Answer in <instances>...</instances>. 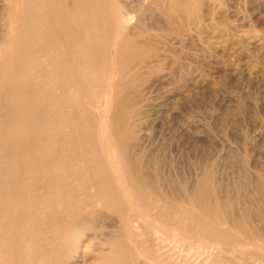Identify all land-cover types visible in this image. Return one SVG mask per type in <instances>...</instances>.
I'll return each mask as SVG.
<instances>
[{
    "label": "bare ground",
    "instance_id": "6f19581e",
    "mask_svg": "<svg viewBox=\"0 0 264 264\" xmlns=\"http://www.w3.org/2000/svg\"><path fill=\"white\" fill-rule=\"evenodd\" d=\"M214 1L5 0L2 2V7L6 5L10 10L7 17L10 31L3 40L0 39L4 44L0 53V264H81L82 262L85 264L89 251L95 252L92 259L94 262L96 259V264H146L147 255H154L160 263L166 264H208L209 260V263L213 264L217 259L218 262L220 261L216 257L217 250L215 252L213 248L221 250L219 240H223L225 244L228 240L233 241V232L230 233L232 235L230 237L225 230L228 224L241 221V216L245 219L243 215L246 216L248 212L242 215L243 202L239 205L238 199V203L231 206L233 203L230 202L231 207H228L226 198L223 199L227 194L226 191L223 197L220 195L216 197L220 189L216 190L217 195L214 194L215 190L212 187L213 183L212 185L210 183V175L207 176L208 172L206 176L202 174L203 181L198 183L200 188L197 187L198 189L193 191L189 190L188 186L187 193L182 192L185 195L181 198H184V203L180 199L179 204L182 205L176 207L177 204L172 205L161 198L159 185L146 178L144 165L141 163V166L138 162L142 155L138 156L137 161L134 157L137 153H133L132 149L136 148L133 147L137 145L136 141L140 139V143L144 137L141 132H136L140 127L137 123L141 120L142 113L139 116L138 112L131 111L129 106L132 104L131 106L135 105V110L139 109L137 102L141 103L144 98L139 97L140 101L135 98L133 100L132 97L135 95H125L124 89L121 91L119 89L121 85L123 86L125 75L134 70V65L143 66L152 56H154L153 62L154 59L163 57V55L157 57L158 46L162 43L169 46L166 42L172 41L170 49L165 47L170 52L174 41L184 46L186 42L190 44L193 38L198 39L201 28L206 22L208 23L207 20L212 19L209 14L214 12V7L217 9ZM221 5L218 7L220 10ZM235 5L240 9L237 3ZM224 8H226L225 4ZM237 9L234 11L237 12ZM234 11L231 14L235 13ZM235 14L230 17H235ZM242 18L239 20L241 21ZM210 22L209 25L213 21ZM232 22L236 24V21L232 20ZM152 24L154 26L156 24L158 26L156 29H160V32L150 31ZM214 24L211 26L214 27ZM223 27L225 29V26ZM234 28L238 29V27ZM217 31L219 32V29ZM215 33L213 39L220 40L222 35ZM236 39H239L238 36ZM165 53L167 52H164V55ZM164 60L163 58L160 63ZM152 63L148 65L152 66ZM154 65H157L156 62L153 63ZM159 70L162 71L160 68ZM153 71L155 70H152V76ZM141 73L146 72L140 71L138 74L142 75ZM149 74H145L146 77H151ZM131 75L133 77V74ZM162 76L164 78L166 75ZM129 77V81L125 82H133ZM135 82L133 83L136 84ZM127 87L125 89H128ZM130 88L132 87L129 86ZM130 92L136 91L130 89ZM127 96L132 100L130 104L128 101L130 98L128 99ZM117 97L120 98L118 101ZM99 103L101 107L97 109ZM147 109L149 111L148 107ZM142 124H145V121ZM123 130H128L127 136L122 134ZM145 143L143 146L147 145ZM137 148L139 149L138 145ZM140 152L143 154L142 151ZM156 158L153 159L155 162ZM156 163L153 164L155 168ZM250 166L252 168L254 165L250 163ZM251 168L248 170L249 173L251 172V175L248 173L251 176L250 187L252 184L254 189L251 192L264 193V172H261L262 175L258 167V170ZM144 169L147 170L145 166ZM152 177L155 179L157 176ZM152 177L150 179L153 180ZM238 180L237 184L240 183V179ZM155 185L158 186L159 192L156 191ZM165 193L164 191L162 197ZM262 193L260 197H263ZM253 194L251 193V196ZM234 196L237 194L231 197L236 200ZM216 198L220 201H216ZM231 198L228 200H232ZM219 206L220 210L217 209ZM106 207L109 209L106 210ZM256 207L254 212H259L260 202L259 211L255 209ZM110 209L116 217L113 218L112 214L107 212ZM252 209L251 207L250 214L253 213ZM262 210L261 214L254 213L255 217L264 215ZM80 212H83V215L79 217ZM202 214L214 219L218 224H227V228L224 230L225 227L216 226L210 220L208 222ZM133 216L134 219L131 218ZM261 217L259 220L264 218ZM242 223L244 222L241 221ZM239 225L235 226L239 227ZM257 225L255 224V227ZM244 227H246L245 223ZM255 227L253 226L252 232L259 237L264 227ZM250 228L252 230V226ZM186 231L194 236L188 235ZM83 237L90 244L89 242L83 244ZM204 237L213 241L205 242ZM175 242L186 246L185 251H182L183 254L175 251L174 253L177 254L173 255L172 250H169L172 246L179 247ZM184 242L192 245H186ZM230 244L234 245V243ZM163 247H167V250H163ZM232 247L233 250L236 249ZM179 249L181 250L180 247ZM226 249L227 247L223 248L225 251ZM247 249L249 250V247ZM233 250L231 249V252ZM248 250L249 253L254 252ZM231 252H225L227 258L236 257L235 252L232 253L234 256L229 257ZM241 252L244 253L243 250ZM262 255L260 254L261 259ZM237 257L235 259H238ZM251 258L253 257L249 259ZM252 260L251 263H254ZM243 263L247 264L245 261Z\"/></svg>",
    "mask_w": 264,
    "mask_h": 264
},
{
    "label": "rangeland",
    "instance_id": "374dc122",
    "mask_svg": "<svg viewBox=\"0 0 264 264\" xmlns=\"http://www.w3.org/2000/svg\"><path fill=\"white\" fill-rule=\"evenodd\" d=\"M4 1L5 0H0V6H1L0 7V12H1L0 13V39L1 40H3L10 31V24H9L10 22H8L9 18H7L9 17L10 10H8L6 5L4 8L2 7L3 5L2 2ZM218 1H220V3H222L223 5L218 3ZM234 1L235 0H224V1L215 0L214 4L215 5L217 4V9L216 7H214L213 9L214 12L212 11L209 14V17L212 19L207 20L208 23H211L210 21H213L212 24L215 23L214 27L211 26L212 24L209 25L206 22L205 24L207 26L204 25L203 26L204 28L203 27H202L203 29L201 28V31L199 34L200 37L198 39L193 38L189 42L190 44L186 42L184 43V46H181V44H177L179 42L174 41L172 48H171L172 50H170V52L168 50L171 47L170 44H172V41L171 43L166 42L167 44H169V46L168 45L166 46V44L164 45L162 43L164 47L161 50L160 48L162 47V45L158 46L157 51L159 52L157 53H159V55H157V57L161 55H163V57L161 56L159 57L161 59H159L155 56V58H157L160 61L157 63L158 60L154 59V62H153L152 57L154 56H152V57H149V59L151 58L150 59L151 61L147 59V61L144 62L143 66L138 65L139 67L140 66L142 67L139 68L136 65H134L133 67L134 70L132 69L131 73L125 75L123 86L121 85L119 89L120 91L124 89L123 93H126L125 95L127 94L129 96L131 94L135 95V97L133 95H132L133 97L131 96L132 99L135 98V100L140 101L138 99L139 97L140 99L144 98L142 99L143 101L141 100L142 104L140 102H137L138 103L137 108H139L141 110L140 111L139 109L135 110L136 108L135 105L131 106L132 105L130 104L131 98L127 96V98L128 97L130 98V99L128 98L129 100L128 99L127 100L129 101V104H130L129 107L131 111L136 112V113L138 112L139 116L142 113L141 117L144 116L145 113H146L145 116H147L146 118L145 116L142 117L143 119L140 117L141 120L137 123V126L138 127L140 126L143 129L142 130L139 127L140 131H139V128H138V131L136 130L137 133L139 132L142 133V136L144 138L141 139V142L143 144L141 142L139 143V140H140L139 139L136 141L137 142L136 144L138 145L139 149L137 148V145L133 146L136 148H132V149L134 151L133 153H137V154H134V157L137 161L139 160V157H140L139 155H142L140 158L141 160H139L138 162L140 164L142 163L146 167L147 170H145L143 166V170L147 172V173H144L145 175L147 174L146 178L148 180L153 181L154 183L156 182L157 185H159L160 190L158 189L157 185H155L156 186L155 188H157V190L156 189L155 190L156 191L159 190L161 193H159L160 195L156 191L155 193L161 196V198L168 201V203H172V205L177 204L176 205L177 207L179 205H182V204H179L181 203V200L184 203L183 201L184 198L183 199L181 198L185 197V195H183L182 192L184 193L186 191L185 193H187L188 186L191 188V189L189 188V190H193V191L194 189L200 188L198 187L199 185L198 183H200V181H203L201 176H203L202 174L206 176V173L208 172L207 176L210 175L209 178L211 179L209 180H210L211 185L213 183L212 185L213 189L215 191L220 189V192H218V195H217V191L216 192L214 191V194L217 195L216 197H218L219 195L223 197L226 191V193L229 196L226 194V196L223 197V199L226 198L227 200L226 202H228L226 205L228 207L234 206L235 205L234 203H238V199H239V205L242 204L243 202L242 205L244 206L242 209L243 211H241L242 215L248 212L246 213L248 216L243 215L245 219L242 218V216L240 217L241 221L245 223L246 227H244V223L241 224V221L238 220V221H235L234 223L235 225L238 226L240 222L239 227L235 226L234 223H232V224H228L229 229L227 228V224L226 225L218 224L216 221L214 222V219L212 220V218H210L209 216L202 214V216H204V219H206L207 221L210 220L211 223H213L214 225L219 226V227L221 226V228L225 227L224 230L227 228L228 230L227 229L225 230V232L226 231L228 232L227 235H230L231 232L233 233L235 232L234 234L232 233L233 236L230 235V237L232 236V239L234 242L233 241L230 242L229 240L228 241L224 240L225 242L227 241L225 244L223 243V240H219L220 241L219 243L221 245V250L220 248L218 249L213 248V249L215 252L217 250V253L220 256L222 254H224L222 256H226L225 254H227L229 251L231 252V249L233 250L232 246H234V249L236 247L237 250L235 249L236 252L235 250H233L231 253H229V257L234 256V254L236 257L240 255V257L238 256L237 257L238 259H235L236 257L235 258L230 257V258H233V260L232 259L230 260V258H227L228 255L226 257L221 258L222 256L220 257L216 253V257L219 258L220 261L218 262V259H217V261L214 263L215 264H223V263L232 264L231 262H233V264H236V263L242 264V262L244 261L247 263L250 260L249 258L253 257L254 259L251 258V260L253 259L252 261H254V263L252 262L253 264H260V262L261 264H263L264 255L262 254L264 253L263 252L264 249L262 248L264 247L262 246H264V242H262V240L264 241V237H263L264 231L262 230L263 233L262 231L259 233V237L261 238H259L257 234L255 235L254 234L255 232L253 233L252 231H253V226L255 227V224H258L257 225L258 227L259 226L261 228L264 227V221H263L264 218L262 220H259L260 218H262L261 216L264 217V215L263 214L261 216L256 215L255 217V214L260 213L262 209L264 210V202H262L264 201L263 199L264 193H262V191H257V193L259 194L258 195L255 191L251 192V190L253 189L252 187L253 185L251 184V187H250L251 180L249 181V179L251 176L248 175L249 173L248 170L249 168H251L250 166V163H251V165H254V166L256 164V167L252 166L251 170H255L258 167L260 173L264 172L263 170L264 169V0H254V1L253 0H249V1L248 0H243V1L237 0L235 1V3L238 4L237 6L240 9H237ZM224 4L226 5V8H224ZM240 4H242V6ZM220 5L222 6L221 10L220 8H218L220 7ZM257 5H258V8H257ZM228 6H230V8ZM253 6L255 7L253 8ZM244 8L245 10L243 11ZM235 9H237V12H235L236 11ZM221 11H224L225 13ZM233 11L236 14L233 13L235 14L234 15L235 17L232 16L233 18H231L230 16L233 15L231 14ZM228 12H230L229 15H228ZM220 13L224 17L220 16L221 15ZM226 15H228V17H226ZM229 17L231 21L232 20L236 21V24H233V22L231 23V21H228L230 20ZM241 17H243L241 19L242 22L239 20V18ZM236 19L240 21L239 24ZM217 20L219 21L221 20L222 23L221 22L220 23L223 25H221L219 21ZM240 24L241 25L243 24V26H240ZM8 26H9V29H8ZM219 26L220 28H223V30L218 28L220 33L217 31L218 30L217 27ZM223 26H225L226 30L224 29ZM153 27L150 29V31L160 32V29L159 30L156 29V27L158 28L156 24L155 26L153 25ZM212 27L214 28L215 31L212 29ZM234 27H238V29ZM242 27L243 29H241ZM202 31H204L203 34H201ZM215 32H217V34L222 35L221 37L222 40L213 39L214 35H216ZM228 32L230 36L228 35ZM232 33H234L235 35L234 36L231 35ZM236 35L238 36L239 39H236L237 38ZM232 36L235 38V40ZM158 44H161V43H158ZM232 44L235 46H233ZM2 46H4V44H2V41H0V53L2 50L1 48ZM165 47L169 49H166ZM138 48L139 47H137V49ZM164 52H167L165 53L166 55H164ZM168 54H170L171 56ZM167 55L170 58H168ZM163 58L165 59L164 60L165 62L162 61V63H160L161 60H163ZM152 62L154 64L156 62L157 65L153 66ZM106 63L108 64L109 61L107 60ZM146 63H147L148 68L147 66H145ZM151 63H152V66H149L148 64L151 65ZM158 65L161 66V67L159 66V68L162 71L159 70V68L157 67ZM155 66H156V69H155ZM162 67H165V68H162ZM147 69H150L151 71ZM152 70H155V72L153 71V76L151 74ZM140 71H143L146 73H141L142 75H139ZM156 71L158 72V74ZM136 72H137V75L141 77V79H139L140 77L139 78L137 77ZM248 72L250 73L248 74ZM147 73L148 74L150 73L149 75H151V77L149 76L146 77L145 74ZM131 74H133V77L134 75L136 76L133 78ZM162 75H166V76L163 78ZM128 77L131 79V81L133 82L136 81L140 85H138L136 82H135L136 84H134L131 81H130L131 83L125 82V81H129ZM145 79H146V83H145ZM157 79L159 80L161 79V81L158 80L157 82ZM153 81H156V83L154 82L155 83L154 84ZM159 82L161 84L158 85ZM128 85L132 87L130 88L132 89V91H134L135 89L136 91L135 93L137 95L133 92H130ZM131 85H134V86H131ZM125 87H127L128 89H125ZM138 93L140 94L139 96H138ZM119 97L116 98L117 101L120 99ZM131 103H134V102H131ZM144 103H146L147 106L145 104V107H144ZM100 107H101V104L99 103L97 105V109H100ZM131 107H133V109ZM147 107L149 108V111ZM160 107H161V110H160ZM144 108H146L147 111L144 110ZM157 108L159 109L157 110ZM144 121H145V124H142V122L144 123ZM128 133H129L128 130H123L122 134H124V136H127ZM147 137L151 139L149 140ZM146 139L148 141H146ZM149 141L154 142V144L152 142L149 143ZM144 143L147 145L148 144L150 145L143 146ZM142 146L143 148L141 149ZM146 146L149 147L150 149H147ZM143 150H146V151H143ZM140 151H142L143 154H141ZM144 152H146L147 156ZM153 155H155V157ZM155 158L157 159L156 161L157 163L155 162V160H153ZM153 161L157 165V166L155 165L156 168L153 165L155 164ZM250 161H252L253 163ZM249 174L251 175V172ZM261 174L263 175V173ZM148 176L150 177L157 176V177L155 179L152 177L153 178L152 180ZM238 179H240V183L237 184V181H239ZM241 181L243 182L242 185H241ZM239 184L241 185V187L243 186V188L239 187L240 186ZM190 185H193V186H190ZM237 186L238 188H240V190L237 188ZM164 191L166 193H165V196L163 195L164 197H162V194L164 193ZM251 193H254L253 194L254 197L251 196ZM261 193L263 197H260ZM234 194L235 195L237 194V196H234L237 198L236 200L235 198L234 199L231 198ZM229 197L232 200H228L230 199ZM252 199H255V200H252ZM259 199L262 201H260ZM217 200L218 202L220 201L219 199L216 198V201ZM258 200L260 202L261 209L259 208ZM230 202L231 204L233 203V205L230 206ZM253 205H255L254 207L257 206L255 208L257 211H259V209L260 211L254 212ZM251 207L253 208L252 209L253 213H251L252 215L249 213ZM107 209L109 208L106 207V210ZM217 209L220 210V206ZM263 210H262V213H264ZM107 212L110 215L112 214L111 215L112 217L116 215L111 209L108 210ZM82 215H83V212H80L78 214L79 217ZM253 216L255 218H253ZM258 216L259 218H257ZM246 217H247V220H246ZM248 217L249 218L252 217V219L250 218V220H248L249 219ZM131 218L134 219V216ZM256 220H259V221H256ZM251 221H254V222H251ZM248 224H251V225H248ZM241 225L244 227V229L241 228L242 227ZM251 226H252V230L250 228ZM233 227L234 228L236 227L238 229L236 230ZM246 228L247 230H245ZM242 231H244L245 233ZM186 233L190 236L191 235L194 236L193 234H190L188 231H186ZM235 234L237 235L235 236ZM248 235H250V237ZM252 236H253V239H252ZM234 238H236V240ZM204 239H205L204 240L205 242L206 240L207 241L209 240L210 242L213 241V239L211 240L208 237H204ZM259 241L262 242V244ZM88 242L89 241H86L85 238L84 240L82 239L83 244H88ZM229 242L234 243V245L230 244ZM184 243L189 246L192 245L189 242L187 243L184 242ZM175 244H178V243L175 242ZM178 245L181 248V250L179 249L178 246H172L171 249H169V250H172L173 255L177 254V253H174L175 251L179 253H181L182 251H185L186 246L184 247L180 244ZM173 247L174 249L175 248L176 249L178 248V249L174 250ZM222 247L224 249L227 247L226 251L223 250ZM228 247L230 248L232 247V248L230 249ZM240 247L242 248L240 249ZM243 247L245 248L249 247V250L247 248L245 250V248L243 249ZM239 249L241 251L243 250V252L244 250L245 252H247V250L250 252L252 251L254 252L253 253L244 252L245 254H247V257H246V255H244V253L242 254V252L239 251ZM163 250H167V247L166 248L163 247ZM233 252L235 253L232 254ZM257 252L259 253L261 252L260 254L262 255V259L259 253H258L259 256L257 255ZM183 253L184 252H182L181 254ZM255 253L256 255H254ZM88 255H93V256L89 257ZM88 255H87L88 261L86 260L85 264H87V262L89 264H96L95 263L97 262L96 259H95V262L93 261L95 252L89 251ZM148 256L149 257L151 256L150 258L152 259H150ZM240 258L243 260L245 258L247 259H245L244 261L243 260L241 261ZM145 259L148 262L146 264H150V263L151 264H155V263L156 264L157 263L166 264L165 262L160 263L159 260H157L154 255L153 256L147 255ZM223 259L224 261L221 262V260ZM234 259L236 262L234 261ZM251 260L248 263L252 264ZM209 261H208V264H210ZM226 261L228 263H226ZM82 263L84 264V262Z\"/></svg>",
    "mask_w": 264,
    "mask_h": 264
}]
</instances>
